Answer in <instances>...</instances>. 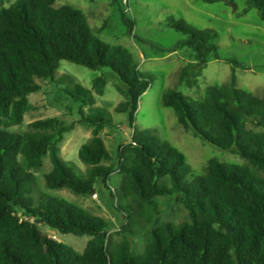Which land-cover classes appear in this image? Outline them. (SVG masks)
<instances>
[{
    "label": "trees",
    "instance_id": "trees-1",
    "mask_svg": "<svg viewBox=\"0 0 264 264\" xmlns=\"http://www.w3.org/2000/svg\"><path fill=\"white\" fill-rule=\"evenodd\" d=\"M248 1L264 21V0ZM54 3L16 0L4 6L0 0V264H264V95L236 85L235 70L245 66L229 59L228 81L207 86L200 99L175 89L162 96V104L173 109L184 130L244 159L240 164L211 157L204 172L195 175L182 151L154 129L134 126L152 74L140 69L125 46L99 38L80 8ZM171 26L184 36L180 44L194 54L181 68L178 82L196 86L210 58H220L212 42L216 33L183 20ZM61 60L109 68L123 97L115 110L126 113L133 127L130 140L113 156L100 132L114 124L94 95L103 94L105 77H94L90 89L70 77L71 87L64 93L73 103H89L87 109L74 105L77 122L91 128L78 150L88 166L84 175L59 155L58 143L73 122L51 116L31 122L24 132L11 130L33 107L28 96L40 89L38 80L54 82ZM46 154L52 165L44 174L47 188L81 195L99 184L107 189L111 206L127 221L115 232L118 239L102 216L45 191L35 194L33 170ZM114 172L121 175L118 189L109 185ZM172 195L187 211L178 223L159 220L156 197ZM39 223L89 239L78 251L42 232ZM148 224L146 244L135 254L133 235Z\"/></svg>",
    "mask_w": 264,
    "mask_h": 264
},
{
    "label": "rangeland",
    "instance_id": "rangeland-1",
    "mask_svg": "<svg viewBox=\"0 0 264 264\" xmlns=\"http://www.w3.org/2000/svg\"><path fill=\"white\" fill-rule=\"evenodd\" d=\"M1 1L4 6H9L16 0ZM62 4L80 8L99 38L125 46L139 62L140 69L152 74L153 80L139 100L134 126L154 129L160 138L182 151L191 166V173L195 175L204 172L207 160L211 157L228 163L244 162L238 154L203 142L190 131L184 130L173 109L164 106L161 100L169 89L180 91L192 99H200L207 86L228 81L231 72L229 59H235L245 66L235 70L236 85L254 94L264 95V21L248 0H55L54 6ZM174 20H183V23L202 30L213 29L216 33L212 42L217 45L220 58H210L198 76L196 86L178 82L181 68L194 60V54L187 45L180 44L184 36L171 26ZM126 21H131V26ZM99 75L105 77L106 84L102 95L94 93L96 104L114 124L113 127H103L100 135L107 149L115 156L118 146L130 140L133 127L126 113L115 110L123 97L115 88L117 76L107 67L91 69L61 60L54 82L38 80L40 89L28 96L33 107L25 113L23 123L13 126L11 130L24 132L30 128L31 122L51 116L65 123L73 122V127L64 133L58 143L59 155L76 174H86L88 166L79 159L78 150L90 137L91 128L77 122L74 105H86L87 109L89 103H73L64 89L71 87L70 77L90 89L92 79ZM51 168L46 154L40 167L33 170L36 175L35 194L45 191L102 216L111 224L110 235L118 239L120 235L115 232L127 221L123 214L111 206L107 189L99 184L90 194L84 195L74 194L68 188L49 189L45 186L44 174ZM120 182L121 175L112 173L109 180L111 188L118 189ZM156 200L161 212L160 221L178 223L186 218V209L173 195L157 196ZM38 226L42 232L55 236L78 251L83 249L89 239L88 235L59 233L43 223ZM151 227L148 224L133 235L135 254L143 250Z\"/></svg>",
    "mask_w": 264,
    "mask_h": 264
},
{
    "label": "built area",
    "instance_id": "built-area-1",
    "mask_svg": "<svg viewBox=\"0 0 264 264\" xmlns=\"http://www.w3.org/2000/svg\"><path fill=\"white\" fill-rule=\"evenodd\" d=\"M94 195H96V193ZM53 237L55 238V236H53Z\"/></svg>",
    "mask_w": 264,
    "mask_h": 264
}]
</instances>
